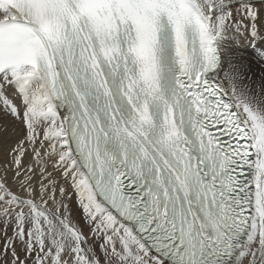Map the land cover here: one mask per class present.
Here are the masks:
<instances>
[{
	"label": "snow or ice",
	"instance_id": "obj_1",
	"mask_svg": "<svg viewBox=\"0 0 264 264\" xmlns=\"http://www.w3.org/2000/svg\"><path fill=\"white\" fill-rule=\"evenodd\" d=\"M0 264H264V0H0Z\"/></svg>",
	"mask_w": 264,
	"mask_h": 264
},
{
	"label": "bare ground",
	"instance_id": "obj_2",
	"mask_svg": "<svg viewBox=\"0 0 264 264\" xmlns=\"http://www.w3.org/2000/svg\"><path fill=\"white\" fill-rule=\"evenodd\" d=\"M4 162H5V156H4L3 148L0 147V165H3Z\"/></svg>",
	"mask_w": 264,
	"mask_h": 264
}]
</instances>
